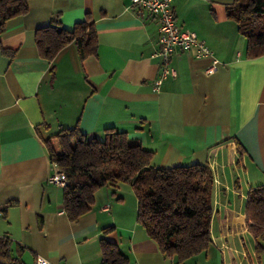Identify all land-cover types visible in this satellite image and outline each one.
<instances>
[{
  "label": "crops",
  "instance_id": "obj_1",
  "mask_svg": "<svg viewBox=\"0 0 264 264\" xmlns=\"http://www.w3.org/2000/svg\"><path fill=\"white\" fill-rule=\"evenodd\" d=\"M234 2L172 1L176 24L213 56L173 53L169 66L176 76L155 90L158 18L130 0H27V13L0 36L8 51L0 50V237L11 241L14 255L25 264L37 257L100 264L102 230L112 227L106 239L128 264H174L136 222L129 185L98 189L91 210L68 219L63 187L49 181L46 140L77 124L99 141L107 129L126 133L160 169L207 164L215 180L212 242L185 264H232L244 256L246 195L264 184V55L247 57L246 41L227 17ZM87 17L96 32L94 54L80 59L71 43L51 61L39 55L38 30L56 21L71 31ZM213 59L218 63L208 74ZM50 144L59 149L56 139Z\"/></svg>",
  "mask_w": 264,
  "mask_h": 264
},
{
  "label": "trees",
  "instance_id": "obj_2",
  "mask_svg": "<svg viewBox=\"0 0 264 264\" xmlns=\"http://www.w3.org/2000/svg\"><path fill=\"white\" fill-rule=\"evenodd\" d=\"M27 10V0H0V36L7 23L24 16ZM227 17L245 39L247 57L264 55V0H235L227 8ZM35 43L39 55L48 61L71 43L80 59L94 54L97 48L89 17L71 31L55 21L53 26L37 31ZM0 50L8 54L1 45ZM52 138L58 141V150L50 144ZM52 138L46 140L47 149L51 162L66 179L63 209L69 220L75 221L91 210L98 189L126 184L137 200L136 222L164 258L185 264L207 251L212 242L214 193V177L207 164L154 167L150 151L113 129H107L99 141L82 134L76 124L59 130ZM244 213L257 264H264V184L248 190ZM112 229L102 230L100 264H128L127 257L106 239ZM0 264H25L13 254L12 243L6 237H0Z\"/></svg>",
  "mask_w": 264,
  "mask_h": 264
},
{
  "label": "built area",
  "instance_id": "obj_3",
  "mask_svg": "<svg viewBox=\"0 0 264 264\" xmlns=\"http://www.w3.org/2000/svg\"><path fill=\"white\" fill-rule=\"evenodd\" d=\"M172 1L173 0H130L132 6H137L148 12L150 15L158 18L159 47L157 51L154 52L153 58L160 60L161 74L154 82L155 90L159 89V86L165 78L176 76V71L169 66V61L173 53L193 51L197 58L213 56L212 51L204 44V42L199 41L193 32L183 30L176 24L175 16L171 7ZM217 63L218 61L213 59L210 67L207 69L208 74H212L215 71ZM211 171L213 173L212 169ZM49 181L61 187H64L66 184L65 176L58 171L55 164H53V174L50 176ZM36 264L51 263L41 257H37Z\"/></svg>",
  "mask_w": 264,
  "mask_h": 264
},
{
  "label": "rangeland",
  "instance_id": "obj_4",
  "mask_svg": "<svg viewBox=\"0 0 264 264\" xmlns=\"http://www.w3.org/2000/svg\"><path fill=\"white\" fill-rule=\"evenodd\" d=\"M122 185H126V184H121V186ZM253 187H255V186H253ZM248 241H249V244L251 246H249V244H247V248L245 247L243 250L244 256L241 254H238V256H236L235 259H232V264H257V260H256L255 255H254V245L252 244L253 240L251 241L250 237H249ZM234 257H235V252H234Z\"/></svg>",
  "mask_w": 264,
  "mask_h": 264
}]
</instances>
